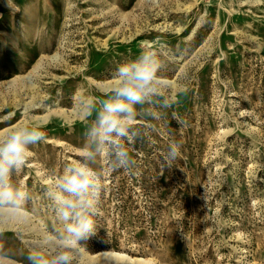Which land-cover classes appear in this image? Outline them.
<instances>
[{"label": "rangeland", "instance_id": "obj_1", "mask_svg": "<svg viewBox=\"0 0 264 264\" xmlns=\"http://www.w3.org/2000/svg\"><path fill=\"white\" fill-rule=\"evenodd\" d=\"M142 49L159 57L161 96L122 138L129 169L107 152L88 162L103 187L73 264H264V0H0V140L45 133L10 174L29 198L0 207V264L55 250L47 190L83 159L95 114L81 101Z\"/></svg>", "mask_w": 264, "mask_h": 264}, {"label": "clouds", "instance_id": "obj_2", "mask_svg": "<svg viewBox=\"0 0 264 264\" xmlns=\"http://www.w3.org/2000/svg\"><path fill=\"white\" fill-rule=\"evenodd\" d=\"M8 4L11 6L12 0H8ZM159 67L156 52L142 49L135 58L118 64L114 70L115 83L105 95L81 101L86 114H95L86 129L83 159L66 164L63 173L47 190L61 222V228L50 237L55 250L30 252L29 264H73L79 251L77 246L81 245L79 241L94 233L93 214L103 185L101 175L88 162L95 161L101 152H107L114 168L127 170L134 163L121 141L127 138L132 142L136 136L131 125L137 118V105L161 96L156 80ZM159 102L169 106L173 101L162 97ZM150 114L159 115L156 112ZM44 135L38 126H22L0 140V207L15 210L29 198L28 192L12 184L9 177L24 164L29 145L42 140ZM178 144V141L169 144L163 157L166 166H171L178 157Z\"/></svg>", "mask_w": 264, "mask_h": 264}, {"label": "bare ground", "instance_id": "obj_3", "mask_svg": "<svg viewBox=\"0 0 264 264\" xmlns=\"http://www.w3.org/2000/svg\"><path fill=\"white\" fill-rule=\"evenodd\" d=\"M106 254V253H105Z\"/></svg>", "mask_w": 264, "mask_h": 264}]
</instances>
